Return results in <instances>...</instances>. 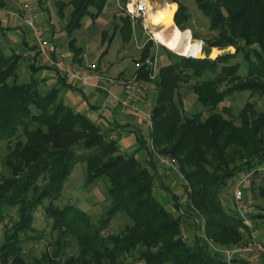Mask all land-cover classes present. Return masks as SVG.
I'll use <instances>...</instances> for the list:
<instances>
[{
	"label": "trees",
	"instance_id": "trees-1",
	"mask_svg": "<svg viewBox=\"0 0 264 264\" xmlns=\"http://www.w3.org/2000/svg\"><path fill=\"white\" fill-rule=\"evenodd\" d=\"M100 1L91 18L99 15L107 0L69 1L79 11L71 13L73 19L64 26L69 37L80 27L83 9ZM193 1L208 18L212 33L204 39V50L227 44L235 45L237 53L252 43L260 50L243 52L244 77L238 74L240 64L231 61L235 53L215 59L177 56V62L161 66L149 80L156 91L149 111L153 122L150 140L157 154L174 158L184 175L185 204L176 195L172 199L187 210L185 215L174 217L150 193L156 177L135 153H120L97 125L62 102L58 89L43 94L35 79L19 82L13 70L21 56L10 60L0 49V142L5 141L7 148L1 159L7 174L0 176V225L4 229L0 264H226L209 242L224 246L245 241L246 227L235 212L223 206L220 194L229 179L264 160V112L255 109L254 101H246L238 115L225 105L217 108L233 92L264 100V0ZM175 2L178 7L173 18L177 25L188 28L187 6ZM5 30L0 25V33ZM128 39V33H123L122 40ZM73 44L70 39L72 51ZM140 52L147 54L146 43ZM78 54H73V60H80ZM167 54L175 56L171 51ZM148 72L141 66L137 74L145 79ZM185 83H190L205 114L182 112L179 89ZM97 139L117 151L116 157L103 163L102 157L91 159L97 147L86 148ZM139 143L154 167V152L145 141ZM73 147L85 150L77 153ZM78 163L85 165V185L98 179L105 183L107 205L96 221L73 205L54 203ZM251 190L264 198V184L256 185L252 179ZM39 207L56 237L51 251L44 249L29 261L21 245L24 239L40 238L38 232L42 231L33 225ZM119 214L129 222L112 232L109 224ZM183 219H192L196 229L190 242L183 239ZM74 244L75 252L67 254Z\"/></svg>",
	"mask_w": 264,
	"mask_h": 264
},
{
	"label": "rangeland",
	"instance_id": "rangeland-1",
	"mask_svg": "<svg viewBox=\"0 0 264 264\" xmlns=\"http://www.w3.org/2000/svg\"><path fill=\"white\" fill-rule=\"evenodd\" d=\"M29 1L31 2L32 0H29ZM48 1H50V4L55 10V12H58V14H60L61 17H64L65 24L70 23L71 20L73 19L72 18L73 14L71 13L74 12L76 15L79 12V11L75 12L77 10H75V8H73V5L69 3L70 0H48ZM149 1L151 5L153 4L152 5L153 8L157 6V3H163V2L169 3V4L175 3L176 7H178L177 2H175L176 0L175 1L174 0H149ZM177 1H181L187 6V9L189 12V20H188L187 27L192 32V40L200 41L199 45H195V44H192V45L195 47H199L200 49L199 54L201 55L196 56V54L192 52L191 54L192 56L188 58L208 57L210 59H215L216 57L220 55H229V54L233 55L236 53V49H237L236 46L227 45V44L213 46L211 48L204 50L203 48V46L205 45L204 39L212 35V33L208 31V24H209L208 18L203 16L199 12L193 0H177ZM101 3L102 2L100 1L98 2V4L94 3L86 7L85 9H83L84 15L80 19V27L73 30V32L76 31L77 33L79 31L78 29H80L79 39H83L84 35L82 33L84 29L91 30V28H93L94 26L92 33L94 32L96 33L93 37L92 44L95 45L96 43V45H98L96 47L98 51L96 52L94 51L91 53L93 56L91 60L100 62V60H103V56L106 53L107 55L104 57L105 62H113V61L116 62L117 60L119 61L124 60V63H126L127 65L135 67L132 74L127 79H124L125 81H127L128 79L132 78V76H134L135 73L137 74L138 69H140L141 66L145 69H148V64L146 63L147 60L156 58V70L158 72V69L161 66L167 65L170 62H177L178 61L177 56H182V54L169 50L164 45L156 42L153 39H150L149 38L150 33L152 32V30L157 29L156 28L157 25H151L149 23L147 24V30H144L142 23L140 21L133 22L124 13L122 9V3L120 0H107L103 6V9H101L98 15L99 18L97 20L93 19L92 21L94 22V24H92L93 26H91L90 13H95L97 10H99ZM172 23H174V25H176L177 28H179L181 32L184 30V28H182L183 26L177 25L174 18H173ZM122 25L127 30V32L125 29L124 30L120 29ZM102 32H104V35H102ZM123 33H128L129 35L128 40H125V41L122 40ZM145 43L148 49L147 54L145 52L144 53L140 52L141 46ZM0 49L2 50L3 55L9 58L10 60H14L16 59V57L21 56L22 59L19 58V60L15 62V67L13 71L16 74H18L19 82L24 81L23 79L26 73V70H25L26 67L21 65L22 63L21 60H23V58L25 60L27 57L22 55L21 49L17 50L15 48L13 40L9 37V34L6 31L4 32L2 31L0 33ZM249 49L260 50L259 46H257L255 43L250 44V46L248 47L244 45L242 50H239V52L236 53V57L231 60L232 62H238L240 64V69L238 71V74L241 77H244L246 73L245 62L243 59V52ZM213 50H215V54L213 56L214 58L211 56ZM167 51H171L172 53L175 54V56L167 54ZM141 55L144 56V60H141L140 58ZM137 77H139L138 74H137ZM145 80H148L147 82L149 86L148 93H147L148 105L146 107V110L150 111L151 107L154 104L156 91H154L153 87L150 84L149 74H147V78H145ZM190 83L182 84V87L179 89V94H180L182 104H183L182 112L184 114L189 115L197 111H202L203 114H205L206 113L205 108L199 102H197L196 96L193 94V92L189 88ZM223 87H225V85L221 86V88ZM246 101H254L255 109L258 112H264V100L257 101L256 99L249 98L247 92L231 93L228 97H226L223 103L219 104L217 109H220L221 105H225L226 107L230 108L231 113L233 115H238V113L243 108ZM249 114L250 113L247 112V115ZM236 123H239V121L237 122L236 120ZM152 125H153V122H152ZM19 133L21 135V132ZM21 138L24 139L23 136ZM86 149H89V150L94 149L96 152L91 157V159H99V157H102L100 159V163L105 162L107 159L114 158L118 154L117 151L111 150L110 146H106L105 142L103 140L100 142L99 139L92 142V145ZM84 150L85 148L83 147H73V151L77 153H81ZM6 151H7L6 142L5 141L0 142V176L1 174L2 175L7 174V171L1 165V159L6 154ZM119 152L122 153L121 151ZM160 156L169 157V155H160ZM152 164L154 165V167L149 162H147V164L143 163V165L149 169V172L154 173L156 177L155 181L153 182V188L151 189L150 193L163 205L165 209L171 211L174 217L178 215H185V211L187 210H185L184 207L182 208L181 206H177L176 202L172 199V195H176L181 205L185 204L187 182L184 178L183 173L179 170L178 172H176L169 168L163 167L162 165L158 163V160L155 157L152 161ZM237 175L238 174H236V176ZM236 176H234L233 178L229 179L226 182L225 186L222 187L221 194H220V198H221L223 206L227 210H230L233 212H235V208H234L233 197L231 194V187L236 179ZM84 177H85V165L82 163L75 164L71 173L67 176L65 182L63 183L64 185L60 192V197L57 200H55L54 203L59 207H62L67 204L73 205L87 212L88 214H90V216L92 217V221H96L103 213L104 207L107 205V203L105 202V183L104 181H102V179H98L95 181V183L91 185H85ZM252 179H254V183L256 185L264 184V174L263 173H255L252 176ZM251 181L248 187L247 186L245 187L246 197L253 202L252 203L253 209L252 211L248 212V215H250L251 217L250 219L253 220L252 222H255V228L257 229V231H258L257 220L263 219L260 225V233L264 238V216H258L262 213H263L262 215H264V198L260 197L258 193L252 192ZM162 185L167 187V189H164ZM47 202L48 200H46V203ZM128 222L129 220L126 219V217H122L119 214L115 218H113V220H111L109 224V230L112 232H118ZM33 225L37 229H40L42 231V232H38V234L40 235V238L24 239L21 245L23 248V252L29 258V261L32 260L33 256L38 257L41 251L44 249H48V251H51L52 243L56 237V231H52L51 222L49 223L46 222L44 214L41 211L40 207L34 212ZM181 227L183 230V239L188 242L192 241L193 237L196 234V229L195 227H193L192 219H183V222L181 223ZM3 231H4L3 226L0 225V243L3 237ZM201 233H203V231H201ZM29 235L30 237H33L36 234H29ZM20 236L22 238L25 237L23 233L20 234ZM246 240L247 239H245V241ZM245 241L243 243H245ZM75 246L76 245L74 244L72 247L68 248L67 254H73L76 250ZM209 246L210 248L214 247L216 249H222L225 247L226 248L232 247L234 245L229 244V245L221 246V245L212 243L211 245L209 244ZM255 257H256L255 258L256 262L252 264H259L261 261H264V246H263V251L255 253ZM233 261L234 262L232 264H251L249 262V259H245L243 255H238V257L234 258Z\"/></svg>",
	"mask_w": 264,
	"mask_h": 264
},
{
	"label": "crops",
	"instance_id": "crops-1",
	"mask_svg": "<svg viewBox=\"0 0 264 264\" xmlns=\"http://www.w3.org/2000/svg\"><path fill=\"white\" fill-rule=\"evenodd\" d=\"M29 2L36 13V18L44 22L49 37L56 44L57 52L63 61L73 65H81L84 57L92 59V52L98 51L93 45V37L96 32L94 22L99 16L91 18V30L83 31V39H79L80 29L72 33V37L67 35L64 30L65 21L58 12H55L48 0H0V25L5 28L9 37L13 40L15 48L21 49L23 56L27 58L21 60L22 66L26 67L24 81L33 78L37 81V89L40 93H47L51 89H58V96L62 102L71 107L73 110L81 113L97 125L106 138L111 139L118 146L122 153H135L136 157L142 160L144 164L149 162L144 150L140 149V140L145 141L148 145L150 142L151 130L145 120L144 115L139 111L125 108L118 101L110 102L111 95L118 97L121 91L118 85L109 84L105 80H97L90 78L88 85L80 88L72 85L62 78H58L54 71L50 68H44L34 61L30 52L29 30L24 23V18L28 11L24 8V4ZM90 26V25H89ZM82 27V25H81ZM74 39V49L71 50L69 40ZM95 47V48H94ZM79 53L80 60H73V54ZM100 62L106 64L105 74L115 80L127 79L134 71V66L124 63V60L116 62H105L104 57ZM153 93V92H152ZM148 105L146 100L144 108ZM169 211V210H168ZM263 219L257 220L258 235L264 246V238L260 233V225ZM248 259L247 254H243ZM259 264H264L261 261Z\"/></svg>",
	"mask_w": 264,
	"mask_h": 264
},
{
	"label": "built area",
	"instance_id": "built-area-1",
	"mask_svg": "<svg viewBox=\"0 0 264 264\" xmlns=\"http://www.w3.org/2000/svg\"><path fill=\"white\" fill-rule=\"evenodd\" d=\"M24 8L28 11V14L23 20L29 30L31 47V49L27 50V52H30L32 58H34V61H36L38 65L44 68L52 69L58 78L65 79L72 85L80 88L87 86L90 78L97 79L98 81L105 80L111 85H118L121 95L118 97L111 95L109 97V101H118L127 109L141 112L144 115L150 130H152L153 125L150 112L144 108L149 89L148 80L137 77L136 73L127 81L115 80L105 74L107 68L106 64L91 60L87 57L83 58L81 65L66 63L58 54L56 44L49 37L44 22L37 20L36 13L32 5L29 2H26L24 4ZM150 8L151 3L149 0H126L122 3L124 13L133 22L140 21L144 30H147V24H149L148 12ZM156 28L160 30L162 29V26L157 25ZM149 38L155 40L152 32L150 33ZM146 63L148 64L149 77L152 79L157 72L156 58L147 60ZM149 146L154 152V157L158 160L160 165L178 172L177 163L173 158L156 154L151 140L149 142ZM255 173L264 174V160L255 164L250 169L238 173L231 187L235 213L247 229V240L245 243L228 248L225 247L222 249H216L211 247V250L222 255L226 264H232L234 262V258L243 254H247L249 256L248 259L251 264L255 263V253L263 251L258 231L255 228V222H252L253 220L250 219L251 217L248 215V212L253 209V202L248 199L245 194V187H248L250 181L252 180V176ZM209 244L211 245L212 243L209 242Z\"/></svg>",
	"mask_w": 264,
	"mask_h": 264
},
{
	"label": "bare ground",
	"instance_id": "bare-ground-1",
	"mask_svg": "<svg viewBox=\"0 0 264 264\" xmlns=\"http://www.w3.org/2000/svg\"><path fill=\"white\" fill-rule=\"evenodd\" d=\"M153 5V4H152ZM151 8L148 12V20L151 25H161L162 29L152 30L153 38L160 44L167 47L169 50L175 51L184 56H189L194 52L199 56L200 49L195 47L189 41L190 39H183L181 31L174 25L173 15L176 10L175 3H157V6ZM215 50L212 51V57ZM214 58V57H213Z\"/></svg>",
	"mask_w": 264,
	"mask_h": 264
},
{
	"label": "water",
	"instance_id": "water-1",
	"mask_svg": "<svg viewBox=\"0 0 264 264\" xmlns=\"http://www.w3.org/2000/svg\"><path fill=\"white\" fill-rule=\"evenodd\" d=\"M181 36H182L183 39H187L188 38V39L192 40V32H191V30L189 28L184 29L181 32ZM193 43L195 45H199L200 41L199 40H195V41H193ZM190 56H192V55H189V56H186V57H190Z\"/></svg>",
	"mask_w": 264,
	"mask_h": 264
}]
</instances>
